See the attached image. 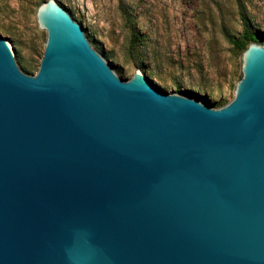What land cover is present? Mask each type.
Here are the masks:
<instances>
[{"label":"water","instance_id":"water-1","mask_svg":"<svg viewBox=\"0 0 264 264\" xmlns=\"http://www.w3.org/2000/svg\"><path fill=\"white\" fill-rule=\"evenodd\" d=\"M35 75L0 35V264H264V30L233 99L129 79L61 0Z\"/></svg>","mask_w":264,"mask_h":264},{"label":"rangeland","instance_id":"rangeland-1","mask_svg":"<svg viewBox=\"0 0 264 264\" xmlns=\"http://www.w3.org/2000/svg\"><path fill=\"white\" fill-rule=\"evenodd\" d=\"M46 1L0 0V35L19 46L28 75L36 74L44 50L46 31L36 12ZM61 2L78 16V24L93 31L129 79L151 60L162 91L178 94L187 88L213 108L233 99L241 78L243 52L229 40L244 29L253 34L250 20L264 30V0Z\"/></svg>","mask_w":264,"mask_h":264},{"label":"trees","instance_id":"trees-1","mask_svg":"<svg viewBox=\"0 0 264 264\" xmlns=\"http://www.w3.org/2000/svg\"><path fill=\"white\" fill-rule=\"evenodd\" d=\"M242 21H244V18H242ZM243 24L244 26L246 25L245 22ZM259 38V35L252 34L249 30L244 29L239 37L232 38L229 42L235 49L244 52L249 43L256 42ZM140 68L141 70L143 69L142 66Z\"/></svg>","mask_w":264,"mask_h":264}]
</instances>
